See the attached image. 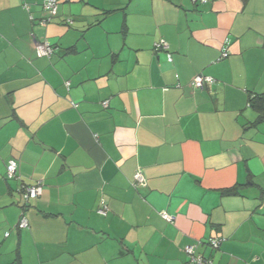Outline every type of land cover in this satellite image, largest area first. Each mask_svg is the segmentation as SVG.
I'll return each mask as SVG.
<instances>
[{"label": "crops", "instance_id": "obj_1", "mask_svg": "<svg viewBox=\"0 0 264 264\" xmlns=\"http://www.w3.org/2000/svg\"><path fill=\"white\" fill-rule=\"evenodd\" d=\"M45 1L0 0V264H264V0Z\"/></svg>", "mask_w": 264, "mask_h": 264}, {"label": "built area", "instance_id": "obj_2", "mask_svg": "<svg viewBox=\"0 0 264 264\" xmlns=\"http://www.w3.org/2000/svg\"><path fill=\"white\" fill-rule=\"evenodd\" d=\"M66 1H76V0H66ZM43 7H44V10L48 14L46 17H44L43 22L47 23L48 21L51 20L52 17L56 16L58 13V0H46ZM35 48H36L37 55L39 57H50L55 51V47L48 40L36 41ZM155 49L156 50H168L169 44L165 39H160L159 41L155 43ZM228 55H229L228 51H224L220 59L225 58ZM168 59L172 60V56L169 53H168ZM215 81L216 79L211 76L196 75L192 79V84L197 88H204L207 85L214 84ZM67 85H69V82L67 83ZM107 104H108V101H104V105L107 106ZM17 173H18V162L16 159L11 158L7 162L6 176L10 180L15 179L18 176ZM135 182L137 184L144 183L141 170H138L136 172ZM42 191H43V184L41 181H38L33 184H24L23 187L20 189V192L22 193L26 202H28L30 199H35L41 196ZM107 211H108V206L105 203H103L99 209V212L106 215ZM163 216L168 221L173 220V217L167 213H164ZM18 226L20 228H25L28 226L27 219L24 216L21 218ZM222 241H223L222 237H211L207 241V243L213 248H218L221 245ZM201 242L202 241L199 240L197 244H191L185 247L186 252L190 256L191 263L192 264H213V260L210 257H206L203 254H196V247Z\"/></svg>", "mask_w": 264, "mask_h": 264}, {"label": "trees", "instance_id": "obj_3", "mask_svg": "<svg viewBox=\"0 0 264 264\" xmlns=\"http://www.w3.org/2000/svg\"><path fill=\"white\" fill-rule=\"evenodd\" d=\"M244 1L246 2L247 0H244ZM249 102L253 107H255L261 113L259 120H263L264 119V94H256L255 96L250 98ZM224 193L226 195H235L239 193V187L234 186L231 188H227L224 190Z\"/></svg>", "mask_w": 264, "mask_h": 264}, {"label": "rangeland", "instance_id": "obj_4", "mask_svg": "<svg viewBox=\"0 0 264 264\" xmlns=\"http://www.w3.org/2000/svg\"><path fill=\"white\" fill-rule=\"evenodd\" d=\"M10 180V179H9Z\"/></svg>", "mask_w": 264, "mask_h": 264}]
</instances>
